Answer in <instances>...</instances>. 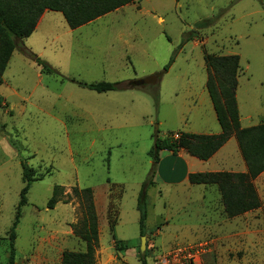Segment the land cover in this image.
Here are the masks:
<instances>
[{"label": "rangeland", "instance_id": "obj_1", "mask_svg": "<svg viewBox=\"0 0 264 264\" xmlns=\"http://www.w3.org/2000/svg\"><path fill=\"white\" fill-rule=\"evenodd\" d=\"M57 14L62 26L58 20L52 30L59 38L39 57L64 78L41 72L28 53L16 49L2 75L0 264H7L8 232L24 185L22 160L34 180L15 230L14 264H60L63 251L84 250L73 233L84 216L74 187L93 191L95 264H155L164 256L189 263L188 254L197 249L190 257L194 264H264V171L253 180L259 207L227 217L215 184L180 181V165L170 151H160L156 164L150 156L155 134L220 127L206 90V55H239L241 124L264 122V0H139L71 35ZM202 20L208 25L198 27ZM46 29L44 22L36 36L47 35ZM189 34L194 37L185 39ZM159 72L155 85L101 93L77 83H125ZM232 145L216 161H227L225 172L245 170ZM144 184L141 250L136 204ZM54 185L61 186V195L49 209ZM210 196L217 211L207 216ZM127 241L130 247L124 248Z\"/></svg>", "mask_w": 264, "mask_h": 264}, {"label": "trees", "instance_id": "obj_2", "mask_svg": "<svg viewBox=\"0 0 264 264\" xmlns=\"http://www.w3.org/2000/svg\"><path fill=\"white\" fill-rule=\"evenodd\" d=\"M139 0H0V84L2 75L15 49L22 47L26 53L33 54V61L41 72L60 75L46 61L23 46L22 40L34 31L37 22L45 10L59 11L68 27L75 29L83 24L115 11L116 9ZM208 25L209 20L197 23L198 27ZM188 35L185 39H192ZM207 79L206 90L211 100L220 132L215 134L170 132L159 138L155 134L154 144L150 150L153 163L159 160L162 150L176 154L185 150L189 155L207 160L217 152L230 137L234 136L246 172H192L188 174L190 184H215L220 193V201L227 217H234L259 207L260 201L253 180L264 171V122L242 127L236 100V89L240 70L239 55H206ZM64 78L62 75H60ZM133 80L128 82L99 81L80 83V86L98 93L118 89L135 88ZM175 134L177 137H175ZM21 178L24 183L15 210V217L8 232L7 264H14L16 227L21 216V209L27 203L26 194L34 180L31 170L24 160L21 161ZM153 176V175H152ZM152 180L149 181L151 183ZM144 184L137 197L136 208L139 213V235L143 236L147 218L148 196ZM73 192L83 202L84 216L74 226L73 233L84 243L82 251H63L60 264H95V249L98 246V217L90 187ZM61 195V186L54 185L47 208L52 209ZM132 241V240H131ZM131 242L123 244L129 248ZM121 249V248H120ZM145 264V260H141Z\"/></svg>", "mask_w": 264, "mask_h": 264}, {"label": "crops", "instance_id": "obj_3", "mask_svg": "<svg viewBox=\"0 0 264 264\" xmlns=\"http://www.w3.org/2000/svg\"><path fill=\"white\" fill-rule=\"evenodd\" d=\"M57 13L61 14V12H59V11H52V10H45L42 13V15L40 16V18H39V20L37 22V25H36L34 31L31 33V35H29L28 37H26V38H24L22 40L23 46L25 48H27L28 50H30L32 53L36 54L37 56H41V54L45 52L47 47L52 45V41H55L56 39L59 38V35L57 33H55V30H52L53 27L55 26L56 22H58V20H59V23L62 26L60 16ZM62 17H63V15H62ZM64 21H65V19H64ZM44 22H46V24L48 26V29H46L48 34L44 35V36L43 35L36 36L37 31L39 30V28L41 27V25ZM65 23H66V21H65ZM88 23H90V22H88ZM88 23H86V24H88ZM86 24H83V25H86ZM83 25H81V26H79V27H77L75 29H70L68 27L67 23H66V27H67L65 29L66 34L67 35H71V33H73L74 30L82 27ZM63 47L64 46H62V45L59 46L58 49H59L60 52L64 51ZM16 50L20 51L22 54L25 53V50L22 47H18ZM50 52L52 54H56L57 50L56 49L50 50ZM61 54H65V53H60V55ZM30 55L31 54H29V57L31 58ZM31 59L33 60V58H31ZM209 104L212 106L211 100H210ZM212 108H213V106H212ZM213 111H214V109H213ZM20 112L23 113V110H21ZM48 116L51 119L55 120L56 122H59V123L63 122V118L64 117H59L58 115H56L54 113H49ZM240 124H241V117H240ZM241 126L243 127L242 124H241ZM177 131L187 132V131H185L183 129H177L175 132H177ZM219 132H220V127L216 128V129H214V127H213L212 131L211 130L207 131V133H205V134H215V133H219ZM230 143L233 144L232 145L233 147H235V148H237L239 150L237 141H236L235 137L232 136V137L229 138V140L217 152H215V154H213L207 160H199V159L189 155L183 149L179 150L176 154H172L171 153L172 157H175L176 161H178L179 165H180V170H179L178 173L181 175V178L179 180L183 181V182L188 181L187 180L188 174L192 173V172H219V171H222L223 169H221V167H222L223 164H227V161H226V163H225V161L222 163V160H219V161L217 160L216 161V159H217L218 155H220V153L222 151L227 149L226 147H228V145ZM162 151H164V150H162ZM167 156L170 157L169 155H167ZM219 162H221V163H219ZM244 167H245V170L243 168L239 172H246L247 168H246L245 163H244ZM162 181L166 182V181H170V180L169 179H167V180L164 179ZM217 197H218V199H220V195L219 194H217ZM207 200H209V201H207V216L208 215H214L216 213V211H217V209H216L217 204L213 205L214 200H213L212 196H210V198H208ZM210 219H211L210 217H209V219L207 218V220H210ZM210 224H211V221H208V223H207V231H209V230L212 231L213 230V226H210Z\"/></svg>", "mask_w": 264, "mask_h": 264}, {"label": "water", "instance_id": "obj_4", "mask_svg": "<svg viewBox=\"0 0 264 264\" xmlns=\"http://www.w3.org/2000/svg\"><path fill=\"white\" fill-rule=\"evenodd\" d=\"M31 58H34V55L31 54L30 55ZM162 76V72L159 73H154L148 76H145L143 78H139L134 80L133 85L135 87H144V86H148V85H155L161 78ZM144 248V236H141V250H143Z\"/></svg>", "mask_w": 264, "mask_h": 264}, {"label": "built area", "instance_id": "obj_5", "mask_svg": "<svg viewBox=\"0 0 264 264\" xmlns=\"http://www.w3.org/2000/svg\"><path fill=\"white\" fill-rule=\"evenodd\" d=\"M175 137H177V135L175 134ZM198 252V249L192 253V254H188V259L189 260V263H186L183 261V259H186V258H169V256H164L163 258H160L158 261L155 262V264H170L171 261H173L174 263L176 264H194V260L195 258H190V257H193L194 255H196Z\"/></svg>", "mask_w": 264, "mask_h": 264}]
</instances>
